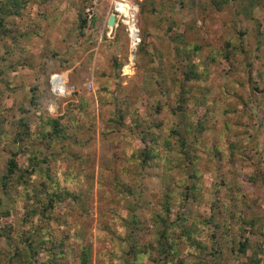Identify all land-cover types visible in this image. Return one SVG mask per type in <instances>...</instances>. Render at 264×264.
<instances>
[{
	"label": "rangeland",
	"instance_id": "1",
	"mask_svg": "<svg viewBox=\"0 0 264 264\" xmlns=\"http://www.w3.org/2000/svg\"><path fill=\"white\" fill-rule=\"evenodd\" d=\"M9 1L0 0V215L8 212L3 224L12 235L21 233L27 209L45 202L38 194L49 180L50 190L71 194L49 226L57 241L69 237L75 248L63 264L76 262L82 247L92 264H120L117 256L132 264L135 246L146 249L144 264H154L156 213L169 221L182 216L186 225L206 222L205 250L182 251L165 264H244L236 251L244 240L264 264V0L247 14V0L221 10L212 0H129L139 8L145 49L129 74L122 73L130 56L124 27L110 34L104 27L112 0H20L18 15L1 10ZM190 65L200 81L184 80ZM61 72L78 92L57 99L49 81ZM32 95L42 114L59 119L60 139H28L19 129L22 122L36 131ZM171 131L188 134L190 162L178 156ZM149 139L157 141V156L144 164ZM36 150L46 162L15 180L25 190L15 181L3 188L8 161L22 153L18 169L30 170L27 157ZM19 192L34 202L29 195L20 202ZM10 250L0 238V264L14 263Z\"/></svg>",
	"mask_w": 264,
	"mask_h": 264
},
{
	"label": "trees",
	"instance_id": "2",
	"mask_svg": "<svg viewBox=\"0 0 264 264\" xmlns=\"http://www.w3.org/2000/svg\"><path fill=\"white\" fill-rule=\"evenodd\" d=\"M231 0H212V5L218 10L224 8L227 4H229ZM261 0H247V7L244 11L250 12L253 8H255ZM21 1L20 0H10L6 6H1V10L4 13L10 12V14H19ZM151 4H153L151 2ZM10 6H12L10 11ZM144 7V6H143ZM4 8V9H3ZM86 21L82 18L79 20V28L82 30L85 27ZM3 26V21L0 19V33L4 34L5 31L1 30ZM182 40V39H181ZM180 42V41H179ZM181 42H184L182 40ZM144 44L140 47V53L144 52ZM228 56L227 54H225ZM201 74H198L194 71V66L190 65L188 70L184 72V80L193 82L200 81ZM48 92L51 93V87L49 84ZM186 90L181 89V93L179 95L181 105L178 107V110L182 111L183 105L185 104L184 98ZM52 95V93H51ZM52 97H55L52 95ZM57 98V97H55ZM59 99V98H57ZM38 97H34V95L30 96L29 103L31 106H36V116L39 121L36 126V131H29L28 125L20 122L19 129H23L28 139H33L40 137L41 140H45L47 137H54L60 139L61 136V127L59 124V119L50 118L47 114L41 113V106L38 103ZM122 118V117H120ZM1 125V123H0ZM60 127V128H59ZM29 131V132H28ZM36 132V133H35ZM148 133H143L142 141H145L146 135ZM152 135V134H151ZM171 135H176V149L177 154L180 158H187L190 162L191 154L189 150H187V135H182L180 132L171 131ZM171 138L165 139L164 145L165 148L168 147L169 140ZM151 145H145L142 150V163H146L147 161L152 160L157 156V141L149 139ZM39 150L34 151L31 156H28L29 168H24L19 170L18 163L16 158L22 156V153L14 155L9 161L6 169V177L2 179V186L6 188L13 184L15 180H21L24 176H30L33 172L34 167L36 165H41L46 162V158L44 161H39L38 159ZM27 152L24 153L26 155ZM35 156H37L35 158ZM35 158V159H34ZM194 158V157H193ZM37 160V161H35ZM50 171V169H49ZM42 173L46 180L50 179L51 176L47 172V170H42ZM25 179V178H24ZM6 180L8 181L6 183ZM15 187L19 191L21 189L25 190L22 185L19 184L20 181H15ZM49 182V180H48ZM47 183L40 184V194L38 197H45L46 200L43 203L36 204L35 206H31V209H27L28 218L22 216L21 218V233L14 232L12 235V226H6L3 224V220L7 217H10L8 212H5L4 215H0V238H4L7 245L11 248L10 254L8 256L9 263L13 264H63V261L70 260L75 256V248L73 247L71 240L69 237H65L61 240H56L55 236L51 233V229L49 226L51 225V221L54 218V214L58 211V205L66 199L71 198V194L68 192H61L59 190L52 189L50 190V186ZM23 184V183H22ZM14 187V184L12 185ZM14 187V188H15ZM29 193V192H28ZM22 194L21 192L17 193L16 196L20 202L28 201L26 197H30L32 200V194ZM35 202L41 201L37 196L35 197ZM180 197L178 198V201ZM30 201V200H29ZM32 202H34L32 200ZM180 204V202H179ZM165 206H169V201L166 202ZM181 206V205H180ZM26 213V214H27ZM154 223L160 228H158V240L154 243V248L156 252L159 254L157 259L151 260L154 264H165L166 260H172L174 257H178V255L183 251L187 252L189 255H193V252L196 254L201 253L205 250V229L204 222L198 221L193 222L190 225H186V219L182 216H177L176 220L169 221V215L156 213L153 216ZM211 222V221H209ZM206 223V222H205ZM203 226V227H202ZM50 228V229H48ZM139 247H131V251L129 249L128 255L132 257L134 260L132 264H144L142 260V256H148V253L144 251H138ZM238 254L242 255L245 261L244 264L254 263L259 264L261 262V257L258 252L253 253L251 249L248 247L247 240L240 242L238 244V249L236 250ZM36 254H42L43 261L38 262L34 256ZM162 258V259H161ZM17 261H14V260ZM91 254L89 249L82 247L79 251L78 260L76 262H70L71 264H92L91 263ZM116 261H119L120 264H128L127 260H124L117 256ZM178 264H182L179 262ZM198 264H207L205 261H199Z\"/></svg>",
	"mask_w": 264,
	"mask_h": 264
},
{
	"label": "built area",
	"instance_id": "3",
	"mask_svg": "<svg viewBox=\"0 0 264 264\" xmlns=\"http://www.w3.org/2000/svg\"><path fill=\"white\" fill-rule=\"evenodd\" d=\"M88 12V21H91L92 14ZM139 8L138 5L132 3L129 0H112L111 2V10L107 14L106 21L104 27L108 29L109 34L112 32L114 28H116L119 24H121L128 38V50H129V64L125 65L122 69V73L129 74L134 67V60L138 49L142 43L141 32L139 28V20H138ZM113 15L115 17V25L114 27L107 26V20L109 16ZM67 72H61L58 74H54L50 77V87L51 93L57 98H67L71 95L78 92L75 86L70 85ZM82 88L85 92H90L93 88L92 82H85L82 85ZM54 106V107H53ZM55 104L49 103L47 109L49 113L53 114L56 112L57 107L55 108Z\"/></svg>",
	"mask_w": 264,
	"mask_h": 264
},
{
	"label": "water",
	"instance_id": "4",
	"mask_svg": "<svg viewBox=\"0 0 264 264\" xmlns=\"http://www.w3.org/2000/svg\"><path fill=\"white\" fill-rule=\"evenodd\" d=\"M115 25V17L113 15L109 16L107 20V26L108 27H114Z\"/></svg>",
	"mask_w": 264,
	"mask_h": 264
}]
</instances>
